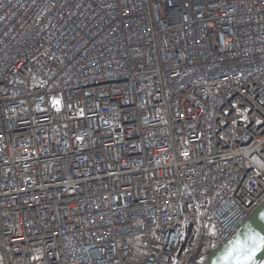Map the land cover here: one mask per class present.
Instances as JSON below:
<instances>
[{"label": "built area", "instance_id": "1", "mask_svg": "<svg viewBox=\"0 0 264 264\" xmlns=\"http://www.w3.org/2000/svg\"><path fill=\"white\" fill-rule=\"evenodd\" d=\"M263 199L264 0H0V264H204Z\"/></svg>", "mask_w": 264, "mask_h": 264}, {"label": "water", "instance_id": "2", "mask_svg": "<svg viewBox=\"0 0 264 264\" xmlns=\"http://www.w3.org/2000/svg\"><path fill=\"white\" fill-rule=\"evenodd\" d=\"M252 234L264 237V199L252 210L234 235L207 255L206 264H216L218 258L224 254L225 249L230 243H234L237 240L243 241L247 236ZM201 263H203V260ZM248 264H264V245L260 246L259 251L255 252Z\"/></svg>", "mask_w": 264, "mask_h": 264}, {"label": "snow or ice", "instance_id": "3", "mask_svg": "<svg viewBox=\"0 0 264 264\" xmlns=\"http://www.w3.org/2000/svg\"><path fill=\"white\" fill-rule=\"evenodd\" d=\"M261 245H264V237L256 234L247 236L243 241L237 240L230 243L216 264H248Z\"/></svg>", "mask_w": 264, "mask_h": 264}, {"label": "trees", "instance_id": "4", "mask_svg": "<svg viewBox=\"0 0 264 264\" xmlns=\"http://www.w3.org/2000/svg\"><path fill=\"white\" fill-rule=\"evenodd\" d=\"M218 246L219 243L212 240L209 235L205 236L200 246L195 250L194 259L198 262H201L203 260V263H205L207 255Z\"/></svg>", "mask_w": 264, "mask_h": 264}, {"label": "bare ground", "instance_id": "5", "mask_svg": "<svg viewBox=\"0 0 264 264\" xmlns=\"http://www.w3.org/2000/svg\"><path fill=\"white\" fill-rule=\"evenodd\" d=\"M8 94L11 95V96H13V93H8ZM204 264H206V262Z\"/></svg>", "mask_w": 264, "mask_h": 264}]
</instances>
